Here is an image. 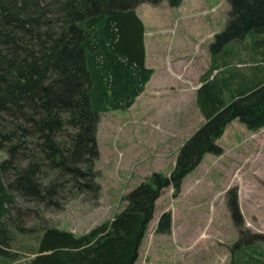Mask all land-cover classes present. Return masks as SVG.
Returning <instances> with one entry per match:
<instances>
[{
	"label": "trees",
	"instance_id": "16d2710c",
	"mask_svg": "<svg viewBox=\"0 0 264 264\" xmlns=\"http://www.w3.org/2000/svg\"><path fill=\"white\" fill-rule=\"evenodd\" d=\"M164 0H0V257L17 258L19 236L31 240L26 264H135L163 190L185 177L239 120L264 128V0H228L229 20L210 45L197 106L205 121L180 147L169 175L154 172L126 196L110 220L76 235L23 221L20 204L57 205L68 191L99 192L100 115L128 110L155 70L146 66L142 3ZM177 6L182 0H167ZM70 189V190H69ZM228 207L239 232L230 264H264V236L245 227L237 189ZM35 217L44 220L36 212ZM161 214L157 234H170ZM18 253V252H17Z\"/></svg>",
	"mask_w": 264,
	"mask_h": 264
},
{
	"label": "rangeland",
	"instance_id": "374dc122",
	"mask_svg": "<svg viewBox=\"0 0 264 264\" xmlns=\"http://www.w3.org/2000/svg\"><path fill=\"white\" fill-rule=\"evenodd\" d=\"M136 12L145 26L146 60L157 71L156 84L128 110L100 115L99 192L68 191L50 207L21 201L30 209L23 220L27 226L46 223L82 235L110 220L127 206L130 191L154 172H172L180 147L203 124L195 93L210 62V45L227 26L229 1L182 0L173 6L164 0L142 3ZM197 68L199 75L193 73ZM217 144L222 153H207L178 193L173 187L163 190L135 264H230V248L239 238L228 207L234 188L245 227L264 236V128L254 132L236 119ZM6 156L0 150V162ZM166 211L172 214L171 233L157 234ZM31 246V240L19 236L11 250L17 258L8 264H26ZM5 262L0 257V264Z\"/></svg>",
	"mask_w": 264,
	"mask_h": 264
},
{
	"label": "crops",
	"instance_id": "0c3cea01",
	"mask_svg": "<svg viewBox=\"0 0 264 264\" xmlns=\"http://www.w3.org/2000/svg\"><path fill=\"white\" fill-rule=\"evenodd\" d=\"M145 47H146V44H145ZM211 53V52H210ZM146 59H147V57H146ZM210 64H211V57H210V62L208 63V65H207V67L204 69V71L200 74V78H199V80H200V84H199V86L197 87V89H196V93H195V101H196V105H197V99H196V97H197V91H198V89L203 85L202 84V82H201V77H202V75L206 72V70H208V68L210 67ZM146 66L147 67H149V68H153V67H150V66H148V64H147V60H146ZM154 70H155V68H153ZM199 70V71H198ZM156 73H157V71L155 70V72H154V74L152 75V77H151V79L148 81V83L146 84V86H145V90L139 95V96H141L143 93H145V91L148 89V87L150 86V85H155L156 83H155V81H154V78H155V75H156ZM193 73H197L198 75H199V73H200V69L199 68H197V69H195V70H193ZM163 81H162V78H161V80H160V83H162ZM165 83V82H164ZM138 96V97H139ZM137 97V98H138ZM136 98V99H137ZM136 102V101H135ZM133 106V105H132ZM131 108V107H130ZM197 108H198V106H197ZM198 110H199V108H198ZM199 112L201 113V111L199 110ZM201 115H202V113H201ZM203 116V115H202ZM204 118V117H203ZM204 121H205V119H204ZM204 123V122H203ZM229 126V125H228ZM227 126V127H228ZM33 256H34V252H33V254H32Z\"/></svg>",
	"mask_w": 264,
	"mask_h": 264
}]
</instances>
